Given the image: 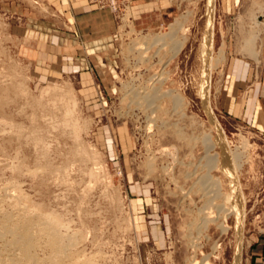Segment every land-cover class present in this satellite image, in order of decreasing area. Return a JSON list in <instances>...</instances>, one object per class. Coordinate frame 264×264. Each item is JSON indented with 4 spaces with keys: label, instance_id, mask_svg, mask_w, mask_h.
Listing matches in <instances>:
<instances>
[{
    "label": "rangeland",
    "instance_id": "374dc122",
    "mask_svg": "<svg viewBox=\"0 0 264 264\" xmlns=\"http://www.w3.org/2000/svg\"><path fill=\"white\" fill-rule=\"evenodd\" d=\"M224 1L214 0L208 105L227 150L238 155L233 164L243 196L240 264H246L248 257L262 255L254 249L251 256L247 241L264 236V140L240 126L225 127L213 96L224 51L257 63L242 53V45L264 32V0H226L229 6ZM181 4L152 30L135 24L143 8L132 5L120 22L112 14L117 23L112 66L85 82L77 72L52 65L40 69L22 21L35 11L31 1L0 0V220L7 216L27 225L34 242L29 258L22 259L4 241L11 235H4L0 264H232L235 216L218 214L214 206L222 200L209 203L199 185L206 172L201 138L216 135L200 96L208 0ZM173 22L186 37L177 54L172 55L169 41L144 44L150 35L169 32ZM222 34L227 36L223 46ZM47 87L71 93L64 100L76 104V135L62 112L52 110ZM155 91L181 96L180 108L171 97H155ZM86 145L98 155L76 159L73 151ZM215 153L219 147L210 155ZM92 167H98L95 179L88 174ZM210 174L228 194L222 169ZM224 220L226 232L219 226ZM48 221L59 223L57 250L41 229Z\"/></svg>",
    "mask_w": 264,
    "mask_h": 264
},
{
    "label": "crops",
    "instance_id": "0c3cea01",
    "mask_svg": "<svg viewBox=\"0 0 264 264\" xmlns=\"http://www.w3.org/2000/svg\"><path fill=\"white\" fill-rule=\"evenodd\" d=\"M35 9L24 17V33L38 51L37 61L43 71L77 72L85 82L94 72L108 70L116 47V21L107 9L90 0H30ZM143 8L136 25L152 30L166 23L181 7V0H130ZM229 6V1H224ZM45 10L42 11L41 9ZM221 46L227 36L220 37ZM252 47L242 45V55L224 51L219 65L213 108L225 127L240 126L264 140V32ZM225 50V48H224ZM255 59V58H253ZM247 246L262 255L248 257L246 264H264V236L250 238ZM257 253V254H259Z\"/></svg>",
    "mask_w": 264,
    "mask_h": 264
},
{
    "label": "bare ground",
    "instance_id": "6f19581e",
    "mask_svg": "<svg viewBox=\"0 0 264 264\" xmlns=\"http://www.w3.org/2000/svg\"><path fill=\"white\" fill-rule=\"evenodd\" d=\"M207 8H208L207 21H206V26L204 28L202 43H201V53L203 54L205 69H204V74L202 76L200 96L202 99L203 107L207 113V116L209 117L211 126L213 130L215 131L216 135L213 136L211 134H206L204 137L201 138V145L205 150V165L204 166L206 167V172L203 176L200 177L199 185L201 187L202 192H204L206 196L209 197V201H208L209 203L212 202V200L214 201V199H217V198H220L222 200V204H215L214 206L217 209L218 214L220 212L224 213L226 216H228L229 214H234L235 219H236L235 229L237 231L238 236H237V249L234 252L232 264H240L241 262L240 240H241L243 216H244L243 196H242V192L240 191L241 189H240L238 178L236 176V169H235L236 166L234 167V164H233L235 160L238 161L237 160L238 155L233 156L231 155L232 152L229 153V151L227 150L226 148L227 145L225 144L226 139L221 130L222 128L220 127L218 122L215 120L210 110V107L208 105V96H209L210 78H211L210 76H211L212 67L214 65L213 64L214 59L212 56V52H213L212 45H213V35H214L213 33L214 0H208ZM169 27H170L169 32L155 33L153 35H150L149 38H146L144 40V44H148V47L153 46V45L164 46L166 42L169 41L171 44L172 55L177 54L182 48L186 37L182 35H178V33L182 31V26L178 22H173L172 24L169 25ZM256 39H257L256 35L253 34L252 36L249 37L248 40L245 41L244 47L245 48L252 47ZM43 91H44V95L47 94L48 96H51L54 98L52 100L53 105H54V107H52L53 108L52 110L57 111V112H62L61 113L62 120L64 121L66 126H69L73 130L72 132L74 133V135H76L77 124L75 122L76 119H74L73 117V109H74V105L76 104H74L73 100H64V96L67 94H71V93H66L65 91L57 87H54V88L47 87L43 89ZM153 95L155 97H160V96L162 97L165 95L167 97H171L174 102L175 107H179L183 99L181 96L172 95L170 93H167L164 95L158 94L157 91H155ZM36 140H38L37 142L40 141V139H36ZM215 147H219V153L210 155V152ZM73 155L76 159L84 161V160H89L90 158L94 156H97L98 153L96 152V150H94L93 147H91L90 145H86L83 149H79V148L75 149L73 151ZM97 164L98 163L94 162V165H97ZM219 167L222 169V172L225 174V176L229 178L230 192L228 194H224L222 192L221 180H219L218 178H213V176L210 174V172L213 169H216ZM97 168L98 167H92V169L88 171L90 178L95 179L97 177V173H98ZM16 200L18 199L16 198ZM227 203L229 207L225 206V204ZM211 206L213 205L211 204ZM206 214H208V212ZM8 216H11V215H8ZM208 216H210V214ZM20 218L19 220H21ZM11 221L13 220H10V218L7 216L3 217L0 220V239H2L3 236L6 234H10L11 239L10 240L4 239L5 243L7 245H10V247L17 248L19 250V256L22 259H27L29 258L30 250L33 249V246H34L33 234L31 233L27 225L20 224L21 222L20 223L15 222L16 219L15 221H13L15 223ZM52 222L53 223H51V221H48L47 223L48 225H46L45 227L42 226V228L41 227L40 228L43 231H45L46 234L48 235L49 246L57 250L61 246L58 235L56 234V230H55V224H57L58 222H55V221H52ZM219 226H221V229L223 232H226L227 229L229 228L225 224V220L222 221ZM38 230L40 229L38 228ZM86 264H89V262Z\"/></svg>",
    "mask_w": 264,
    "mask_h": 264
},
{
    "label": "built area",
    "instance_id": "2783aa9c",
    "mask_svg": "<svg viewBox=\"0 0 264 264\" xmlns=\"http://www.w3.org/2000/svg\"><path fill=\"white\" fill-rule=\"evenodd\" d=\"M90 2L99 8H108L119 22L122 21V16L132 8L130 0H90Z\"/></svg>",
    "mask_w": 264,
    "mask_h": 264
}]
</instances>
